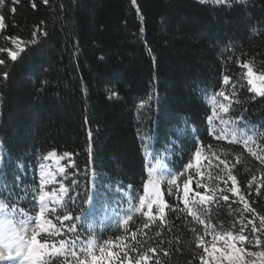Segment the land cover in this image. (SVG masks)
<instances>
[{
	"label": "trees",
	"instance_id": "1",
	"mask_svg": "<svg viewBox=\"0 0 264 264\" xmlns=\"http://www.w3.org/2000/svg\"><path fill=\"white\" fill-rule=\"evenodd\" d=\"M32 2L4 0L0 7L6 24L0 31V48L13 49L5 36L19 37L27 45L15 62L7 52H0L8 63L7 68L0 66V201L35 216L38 205L33 194L41 182L40 166L50 153L59 158L69 152L74 166H69V158L61 159L66 176H55L69 189L65 207L57 214L73 217L64 224L77 226L80 243L95 241L99 256L101 245L107 252L105 241L127 236L123 242L130 243V233L143 229L151 238L148 245L171 252L168 257L160 255L162 264H200L201 249L195 247L191 229L203 235V226L186 213L166 208L162 228L157 221L144 229L147 218L139 214L126 227L94 233L90 200L98 199L99 190L109 185L130 187L143 195L156 164L166 163L173 174L183 172L199 143L212 145L213 151L224 149L233 162L235 154L243 153L234 174L247 195L248 180L264 175V165L241 144L229 143L230 136L215 140L207 118L213 96L221 90L230 92L234 83L240 103L225 118L243 117L237 120L238 128L264 133V97L248 91L247 80L241 79L246 71L243 62L251 61L255 72H264V0H231L223 5L197 0H136V5L132 0H49L48 4L35 0V9ZM38 27L48 35L38 31V43L28 44ZM3 71L9 72L7 79ZM225 75L231 77L229 85L223 84ZM113 92L118 95L113 97ZM216 99L227 103L223 97ZM215 126L218 134L223 126L219 121ZM257 145L264 147V137L257 138ZM205 156L211 158L207 148L199 165L203 176H197L194 168L177 177L181 195L189 174L193 189L197 180L210 188L219 183L217 161L209 166ZM54 188L59 183L45 186L46 191ZM168 189L162 186L165 203L183 208L176 187L172 186V195ZM229 196L228 203L237 199ZM248 199L264 215V188L259 196L253 188ZM235 209L242 205L232 203L231 209L222 201L213 205L208 215L217 231L238 232L240 212ZM193 210L202 212V207ZM244 216L251 218L248 213ZM48 218L61 227L54 216ZM245 235L252 238L247 230ZM147 237L138 233V239ZM63 238L74 237L65 232ZM243 246L264 251V246L247 242Z\"/></svg>",
	"mask_w": 264,
	"mask_h": 264
},
{
	"label": "snow or ice",
	"instance_id": "2",
	"mask_svg": "<svg viewBox=\"0 0 264 264\" xmlns=\"http://www.w3.org/2000/svg\"><path fill=\"white\" fill-rule=\"evenodd\" d=\"M49 0H43L44 4H48ZM202 3L205 0H201ZM229 0H213L216 4H225ZM245 0H240V3H244ZM14 3H19V0H14ZM133 5H136V0H132ZM4 0H0V7H3ZM32 8H36L37 4L35 0L32 2ZM10 11L14 14L16 7H12ZM137 14L141 15L140 9L137 6ZM44 22L41 21V24ZM5 17L0 15V30L5 29ZM41 32L44 36L48 33L42 28H37L32 33V40L28 41V44H37V32ZM4 39L11 40L12 45L16 46L17 50H11L7 48H0V52H7L8 57L12 62L17 61L20 53L26 51L27 45L25 42L16 36L7 37ZM0 66L8 67V63L5 59L0 58ZM241 68L245 69L242 73L241 79H246L248 84V91L264 97V72L257 73L254 71L253 62L247 61L241 64ZM5 79L8 78L9 72L3 71L2 73ZM256 81L260 82L257 86ZM231 83V77L225 75L223 77V84L229 85ZM118 94L113 92L112 96L115 97ZM223 97L221 102L216 97ZM240 101L237 99V86L231 84V91L225 92L224 90L216 93L212 98V114L207 118L208 123L212 126L213 137L215 140H226L230 136L229 143L241 144L244 151L250 156L254 157L264 165V147L257 145V138L264 137V133L257 131L255 128H245L242 130L238 128L237 120L242 121L244 118L239 117L237 120L231 118L226 119V115L230 112V109L234 104H238ZM215 121H219L223 127L219 128V133H216ZM87 123V118H85ZM230 126V127H229ZM251 132L252 134H249ZM91 138V131L88 133ZM255 146V147H254ZM259 147V151L257 148ZM207 148L210 153V157L205 156L204 160L208 165H212L213 159L217 161L215 167L219 169L220 174L216 179L219 183H215L211 188L199 180L196 181L195 189L191 188L193 176L187 175V178L183 181L182 195L180 193V185L177 183V177L182 176L185 172L195 168V174L197 176H203L199 165L202 162V153ZM229 152L224 149L218 151L212 150V145L205 146L203 143H199L193 153L192 159L185 165L184 171L178 174H172L168 172L167 175L171 177L167 181L169 185V195H172V186L177 189L176 197L182 202L183 208L180 204L167 205L163 199L160 198V182L164 180V176H157L156 169L153 168L150 173V178L144 185L143 195L138 197L139 204L134 206L132 211L141 212L143 216L147 218V222L144 223L143 228L147 229L150 225L159 221L158 227H163L166 224V212L168 208L170 212L186 213V216H191L196 224L203 226V235H201L196 228H192V232L195 235V247L201 249L199 254L200 264H264V251H249L243 245L247 242L249 245H254L259 248L264 246V215H261L249 202L248 197L253 195V188H255V195L261 194V189L264 188V175H261L258 179L256 175H252L246 185V192H242L237 186V176L234 174L236 166L242 163L241 157L243 153L234 155V162L228 159ZM49 156H56V153H50ZM72 153L65 152L63 156L58 159L69 158V166H74V162L70 160ZM195 162V164H194ZM222 166V167H221ZM41 182L38 190L33 194V200L38 205V211L35 216L29 215L24 212L23 209H16V214L19 217V222L16 223L13 220L7 219L10 205L7 202L0 201V214H3V218H0V260L4 261V264H55L57 259L61 260V264H72L75 260L76 264H162L160 255L165 257L171 255V252L160 248L159 245H148L147 233L143 229H137L130 233V243H124L129 237H116V240L105 241V245H108L107 252L103 245L100 246V255L95 254V241L89 240L87 244L80 243V235L77 232V226L73 223L71 225H65V221H72L73 217L70 214L62 213L57 214L58 208H64V197L67 195L69 189L61 181L57 182L55 175L47 170L45 165H41ZM59 174L66 176L65 167L59 168ZM51 183H59V188H54L52 191H46L45 186ZM223 185V187L221 186ZM203 188L204 192L199 191ZM151 189V190H150ZM229 193L233 199L232 203L242 205V209H235L240 212V228L238 232L231 230L217 231V227L211 223L209 213L213 209V205L219 206L221 201L232 208V203H228L230 200ZM2 195V192H0ZM10 198V197H9ZM202 207V212L194 211V208ZM244 213L250 214L251 218L244 216ZM48 214L55 217V220L61 225L57 227L53 220L48 218ZM179 219V216L177 217ZM76 219H79L77 217ZM132 220V216L128 215L122 224L126 227L128 222ZM257 221L259 222L257 224ZM235 227V224H233ZM248 231L252 238L245 235V231ZM71 233L73 239H66L64 233ZM138 233L146 239H138ZM157 237L161 235L160 231L155 233ZM210 236V240H206L205 237ZM53 237H61L59 240L52 239ZM119 241V243H117ZM220 247H217V244ZM146 245H148L146 247ZM239 245V246H238ZM118 249L113 251V249ZM85 258H81V257ZM248 257V259H245ZM90 258V261L89 259Z\"/></svg>",
	"mask_w": 264,
	"mask_h": 264
},
{
	"label": "rangeland",
	"instance_id": "3",
	"mask_svg": "<svg viewBox=\"0 0 264 264\" xmlns=\"http://www.w3.org/2000/svg\"><path fill=\"white\" fill-rule=\"evenodd\" d=\"M197 1L201 2V0ZM205 2L213 3V0H205ZM11 50H17L16 46L13 45V49ZM256 83L257 86L260 85L259 81H256ZM45 167L49 172L55 175L60 168V160L55 156H50ZM153 168L156 169L157 176H164V180L160 182L159 192L160 198L163 199L162 186L169 187L167 181L171 179V177L167 175V173H172V171L164 162H159ZM99 192L100 196L95 200L91 213L92 228L94 231L97 232L98 230L105 228L122 227L124 226L122 221L125 220L128 215L133 217L142 214L141 212L132 211L134 206H138L139 204V195H137L131 188H124L121 185H109L105 190L100 189ZM18 222L19 220L16 221V223ZM217 247H220L219 243L217 244ZM0 264H4V261L0 260Z\"/></svg>",
	"mask_w": 264,
	"mask_h": 264
}]
</instances>
